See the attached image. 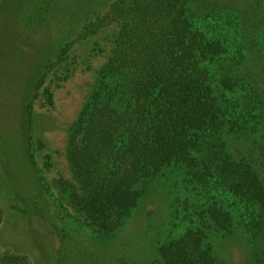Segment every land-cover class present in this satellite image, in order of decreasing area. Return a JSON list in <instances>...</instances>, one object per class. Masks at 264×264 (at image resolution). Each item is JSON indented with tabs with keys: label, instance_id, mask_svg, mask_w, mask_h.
I'll list each match as a JSON object with an SVG mask.
<instances>
[{
	"label": "rangeland",
	"instance_id": "1",
	"mask_svg": "<svg viewBox=\"0 0 264 264\" xmlns=\"http://www.w3.org/2000/svg\"><path fill=\"white\" fill-rule=\"evenodd\" d=\"M119 1L0 0V254H19L31 264H160L163 246L187 228L182 209L176 215L173 208L180 193L172 173L147 180L131 217L113 232L87 218L70 197L77 188L68 159L71 131L113 55ZM184 4L189 21L235 63L229 78L245 84L247 113L239 127L224 121L222 150L259 177L264 195V0ZM215 171L210 184L220 191L208 193V200L219 204L230 184L246 179ZM189 178L202 181L195 173ZM224 211L232 225L215 226L207 236L217 264H264V198L254 193L243 215L235 207Z\"/></svg>",
	"mask_w": 264,
	"mask_h": 264
},
{
	"label": "trees",
	"instance_id": "2",
	"mask_svg": "<svg viewBox=\"0 0 264 264\" xmlns=\"http://www.w3.org/2000/svg\"><path fill=\"white\" fill-rule=\"evenodd\" d=\"M184 3L122 0L114 5L120 32L113 55L71 131L68 159L77 188H69L70 197L87 218L113 232L144 196L142 185L172 173L180 193L173 208L176 215L182 209L187 228L163 246L160 264H217L208 234L232 225L224 208L235 207L243 215L254 193L262 200L263 186L258 176L245 172L243 161L222 150L224 121L239 127L247 113L249 105L241 99L245 84L229 78L235 63H228L223 46L210 44L207 32L189 21ZM31 115L29 107V133ZM33 154L30 146L31 166L39 175ZM213 169L228 179H246L230 184L219 204L208 200V193L220 191L210 184ZM193 173L200 184L189 178ZM40 180L44 184L43 176ZM0 264L31 263L3 253Z\"/></svg>",
	"mask_w": 264,
	"mask_h": 264
}]
</instances>
